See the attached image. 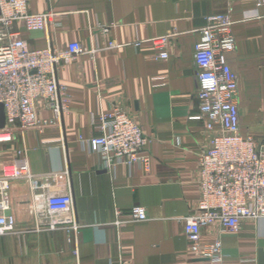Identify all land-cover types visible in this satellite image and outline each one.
<instances>
[{"label":"crops","instance_id":"crops-1","mask_svg":"<svg viewBox=\"0 0 264 264\" xmlns=\"http://www.w3.org/2000/svg\"><path fill=\"white\" fill-rule=\"evenodd\" d=\"M28 10L54 14L43 31L14 24L30 48L65 51L77 41L86 52L55 68L70 99L60 125L11 131L0 140V177L5 163L20 170L5 190V213L15 226L0 235V264H207L193 255L184 233V218L198 198V152L214 133L200 115L194 45L207 15H229L235 48L227 60L237 80L240 132L264 141V5L30 0ZM160 37H167L164 59L154 57L151 41ZM114 106L150 137L147 170L122 164L107 170L90 149L88 139L98 133L94 117ZM63 180L76 233L71 223L50 227L57 214L46 200ZM134 205L145 208L146 220L131 219ZM214 241L221 242L225 264H264V217L242 219L237 232L218 223L202 228L199 242Z\"/></svg>","mask_w":264,"mask_h":264},{"label":"built area","instance_id":"built-area-1","mask_svg":"<svg viewBox=\"0 0 264 264\" xmlns=\"http://www.w3.org/2000/svg\"><path fill=\"white\" fill-rule=\"evenodd\" d=\"M29 1L0 0V104L5 118L0 140L11 131H41L60 125L70 99L56 81L55 68L63 59H74L86 52L77 41L70 42L65 51L51 46L30 48L14 24L43 31L54 14L29 12ZM261 5L264 0H255L256 8ZM232 24L226 12L207 15L193 52L200 115L206 130L214 133L208 147L198 152V198L184 218V233L193 255L206 259L207 264H225L227 255L220 241L199 242L202 228L218 223L225 230L237 232L242 219L264 217V141L256 143L253 136L240 132L237 80L227 60V54L235 48ZM166 38L151 40L157 48L155 58L168 56ZM40 109L47 112L46 117H38ZM92 123L98 133L88 139V144L100 157L103 168L114 171L121 164L149 168L146 149L151 139L129 113L114 106L108 112H99ZM19 175L14 162L3 165L0 235L13 231L15 226L14 216L5 213V190L8 179ZM66 185L64 180L58 183L59 193L46 200L47 208L57 214L51 228L71 223V197L65 191ZM129 214L134 221L147 219L141 205L132 206ZM69 230L76 233L78 226L71 223Z\"/></svg>","mask_w":264,"mask_h":264},{"label":"water","instance_id":"water-1","mask_svg":"<svg viewBox=\"0 0 264 264\" xmlns=\"http://www.w3.org/2000/svg\"><path fill=\"white\" fill-rule=\"evenodd\" d=\"M5 125V118L3 112V106L0 104V128H3Z\"/></svg>","mask_w":264,"mask_h":264}]
</instances>
